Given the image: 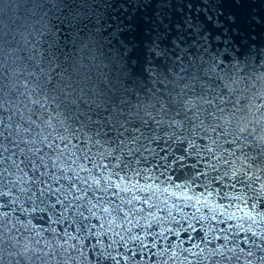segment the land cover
I'll return each instance as SVG.
<instances>
[{
    "label": "water",
    "instance_id": "95a60500",
    "mask_svg": "<svg viewBox=\"0 0 264 264\" xmlns=\"http://www.w3.org/2000/svg\"><path fill=\"white\" fill-rule=\"evenodd\" d=\"M209 6L236 35L238 64L188 29ZM149 18L172 35L184 24L189 53L166 76ZM39 156L41 171L91 177V203L49 175L65 193L52 208L29 168L0 162V264H262L264 0H0V157Z\"/></svg>",
    "mask_w": 264,
    "mask_h": 264
},
{
    "label": "snow or ice",
    "instance_id": "6c2138e0",
    "mask_svg": "<svg viewBox=\"0 0 264 264\" xmlns=\"http://www.w3.org/2000/svg\"><path fill=\"white\" fill-rule=\"evenodd\" d=\"M191 6V5H189ZM123 7V5H121ZM114 20H119V17L113 18ZM120 23H123V21H120ZM149 23H152L155 25L153 29H151V32L154 34V39L151 40V54L157 59V60H162L164 62L163 67H162V72L165 74V76L172 71V69L169 67V64H172L175 66L176 64L183 65L186 59V56L189 53V50L185 47V37L184 35L181 34L180 29L184 27V24H179L175 26V35H172L171 33L173 32V26L170 24L165 23L163 19L160 20H155L153 21L151 18H149ZM187 24L188 29L191 31L192 29H195V33L199 38V41L202 42L201 46H208L211 47L213 41L216 42L217 47L223 46V51L225 53H235L237 59L235 60V63H239L238 56L240 54L239 48H237V45H239V41L237 40V37L235 34H233V31L230 27H225V23L221 21L219 16H216L213 14L212 7H208L207 9V15L205 16L204 22L202 24H196L192 21H185ZM109 27H113L112 24L109 25ZM117 31L118 32H123L125 29H122L119 27V24L116 25ZM128 54L131 53V49L127 50ZM229 59V55L224 56L222 59L219 60V63L216 64L217 68H223L224 61ZM182 71H186L185 69L181 68ZM163 83V81H161ZM221 100H223V97H220ZM115 103V102H113ZM207 103L211 104L212 101L209 100ZM219 111H223V109H218ZM105 111L107 112L108 109L105 108ZM109 115L112 118V127L109 128V131H112L115 129L116 131L119 132V129L116 128V125L119 124V119L117 118L120 113L119 109L117 110V113H111L109 112ZM180 113L177 112V116H179ZM91 120V117H89ZM100 119H104V117H100ZM176 121H174L175 123ZM107 123V121H105ZM120 127H123V125H120ZM127 131V129H125ZM136 131H139V129H136ZM243 131V129H241ZM123 132H120L119 135L123 136ZM119 138V137H118ZM124 141L123 139H120V144H123ZM51 148V145H49ZM7 151V149H5ZM211 151V149H210ZM62 155V153H61ZM12 156H15V153L12 154ZM83 159H86L91 163L90 157L85 153L83 155ZM0 162L9 164L10 166H14L16 169L21 170L20 168L21 165H24L25 168H29L34 176L33 183L36 185H46V191L44 188H39V197H48L49 199L55 198V204L52 205V208H55L56 206L63 205L65 201L61 199V196H64L65 193L61 192V188L63 185H61V188H53L51 184H49V181L46 179L49 175L54 177V180L56 183H59L61 179H67L70 182L68 183V189H76L77 192L80 193V195H73L72 196V202H78L81 200H86L89 203H91V200L89 199L90 192L92 190V185L89 184V178H84L80 177L79 174L77 173L75 176H70V177H57L55 176L54 172L49 169L48 171H41V169H46L47 165L44 162V157L39 156L37 159H31V158H25L19 160L17 162L16 159H13L12 157H0ZM225 163H228V161H225ZM55 167V163L53 162V168ZM81 171H89L86 167L81 166ZM243 171V170H241ZM4 173H10L9 167H4L3 169ZM240 172L237 170H233L231 172V175L233 177L239 176ZM225 176H228V172L224 173ZM244 175L247 176L248 172H244ZM216 179H220V177H216ZM257 180L260 179V177H256ZM81 182L83 187L77 188V182ZM237 183H240V180L236 181ZM92 183L95 185H99L100 181L97 179L92 178ZM235 185H233L234 187ZM248 187V185H245ZM5 187L7 185L5 184ZM116 187H119L117 185ZM261 188L264 189V184H261ZM97 191H102L101 189L97 188ZM21 191H24V189H21ZM106 191V190H103ZM255 191V190H254ZM115 194V193H113ZM11 195V190L8 192H0V197H6ZM31 199V197H29ZM45 201L44 199H40V203L43 204ZM12 204L16 203V200L11 201ZM83 207V205H80ZM93 207H96L97 205H92ZM0 207H8L7 204L0 205ZM38 210V207L33 201L32 206L30 209L28 208H23L22 211H30V212H36ZM103 212L109 213L110 210L108 207L103 208ZM3 215L7 217L8 213L4 212ZM80 217L84 220L87 218L84 217L83 212L79 213ZM94 215V213H93ZM57 223L59 222L58 220L56 221ZM103 227V225H101ZM151 227V225H149ZM78 231H84L85 230V225L83 223L80 224L79 228L77 229ZM89 233L91 232L90 229H88ZM87 237H85L86 239ZM123 239V238H121ZM97 244H99V240H97ZM95 247V246H93ZM111 254L109 253V256ZM249 256L253 255L252 252L248 253ZM115 259V258H113ZM261 259L262 264H264V256L259 257ZM118 264V262H117Z\"/></svg>",
    "mask_w": 264,
    "mask_h": 264
}]
</instances>
